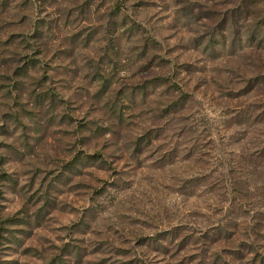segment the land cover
I'll return each mask as SVG.
<instances>
[{"label": "rangeland", "instance_id": "rangeland-1", "mask_svg": "<svg viewBox=\"0 0 264 264\" xmlns=\"http://www.w3.org/2000/svg\"><path fill=\"white\" fill-rule=\"evenodd\" d=\"M262 39L264 0H0V264H264Z\"/></svg>", "mask_w": 264, "mask_h": 264}, {"label": "trees", "instance_id": "trees-1", "mask_svg": "<svg viewBox=\"0 0 264 264\" xmlns=\"http://www.w3.org/2000/svg\"><path fill=\"white\" fill-rule=\"evenodd\" d=\"M262 42H264V39H262ZM261 43V42H260ZM254 108V107H253ZM263 109V114H264V108H262ZM255 110V109H254ZM255 115L253 114V112L246 118V122L249 124V125H251L252 126V124L254 125V124H262L263 123V120H258L257 118H256V116L254 117ZM259 150V149H258ZM256 155H259V157H261L262 159H261V163H263L264 164V143H263V145L261 146V148H260V151L258 152V153H256ZM92 157V156H91ZM86 158H89L88 156H86V157H84V159H86ZM263 178H264V166H263Z\"/></svg>", "mask_w": 264, "mask_h": 264}]
</instances>
